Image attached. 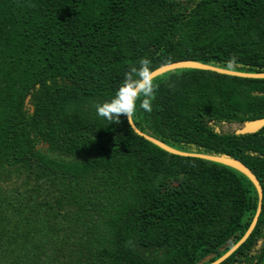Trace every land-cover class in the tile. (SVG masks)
Returning <instances> with one entry per match:
<instances>
[{"label": "trees", "instance_id": "16d2710c", "mask_svg": "<svg viewBox=\"0 0 264 264\" xmlns=\"http://www.w3.org/2000/svg\"><path fill=\"white\" fill-rule=\"evenodd\" d=\"M141 57L264 72V0H0V264H206L245 232L257 204L245 175L97 115ZM155 77L133 124L253 173L255 224L216 264H263L264 127L210 122L264 117V78Z\"/></svg>", "mask_w": 264, "mask_h": 264}, {"label": "water", "instance_id": "95a60500", "mask_svg": "<svg viewBox=\"0 0 264 264\" xmlns=\"http://www.w3.org/2000/svg\"><path fill=\"white\" fill-rule=\"evenodd\" d=\"M197 68V69H204V70H210L222 74H228V75H235V76H240V77H249V78H264V72H243V71H237V70H232L229 68H223V67H218L215 65L207 64V63H201L199 61H194V60H177L173 62H169L166 64H162L155 69H153L154 76L165 72L167 70H172L175 68ZM28 99V96L25 97L24 102L26 103ZM237 128L233 131L235 134H246V133H253L259 130L260 128L264 127V117L261 118H255V119H250V120H244L241 123H237ZM131 129L137 133L138 135L144 137L145 139L149 140L150 142L154 143L158 147L174 153L178 155H183V156H194V157H199L203 158L206 160L218 162L224 165H227L243 175H245L248 180L252 183L256 190L257 194V204H256V209L254 212V215L252 216V219L245 230V232L242 234V236L229 248L227 249L222 255L214 259L213 261L206 263V264H216L223 260L225 257H227L241 242L244 241V239L248 236L249 232L253 228L255 221L257 219L258 213L261 208V187L256 179V177L253 175V173L240 161H238L235 158H232L230 156H227L225 154H207V153H200V152H193V151H182L175 149L173 147H170L169 145L163 143L162 141L152 137L151 135L142 132L139 130L133 123L130 125ZM264 264V263H263Z\"/></svg>", "mask_w": 264, "mask_h": 264}, {"label": "clouds", "instance_id": "9594fccd", "mask_svg": "<svg viewBox=\"0 0 264 264\" xmlns=\"http://www.w3.org/2000/svg\"><path fill=\"white\" fill-rule=\"evenodd\" d=\"M234 62L233 56L228 63ZM151 65L152 61L146 57H141L137 63L130 64L114 95L95 105L97 115L108 123L117 124L121 122L120 117L123 116L130 126L137 112V102L142 110L150 113L152 101L159 87Z\"/></svg>", "mask_w": 264, "mask_h": 264}, {"label": "rangeland", "instance_id": "374dc122", "mask_svg": "<svg viewBox=\"0 0 264 264\" xmlns=\"http://www.w3.org/2000/svg\"><path fill=\"white\" fill-rule=\"evenodd\" d=\"M210 125L218 132H233L237 128V124L234 122H210Z\"/></svg>", "mask_w": 264, "mask_h": 264}, {"label": "flooded vegetation", "instance_id": "af4514ba", "mask_svg": "<svg viewBox=\"0 0 264 264\" xmlns=\"http://www.w3.org/2000/svg\"><path fill=\"white\" fill-rule=\"evenodd\" d=\"M255 247H257V246H255Z\"/></svg>", "mask_w": 264, "mask_h": 264}]
</instances>
